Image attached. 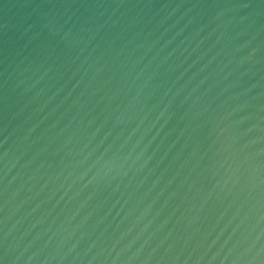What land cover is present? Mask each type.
I'll use <instances>...</instances> for the list:
<instances>
[{
	"label": "water",
	"instance_id": "95a60500",
	"mask_svg": "<svg viewBox=\"0 0 264 264\" xmlns=\"http://www.w3.org/2000/svg\"><path fill=\"white\" fill-rule=\"evenodd\" d=\"M0 264H264V0H0Z\"/></svg>",
	"mask_w": 264,
	"mask_h": 264
}]
</instances>
